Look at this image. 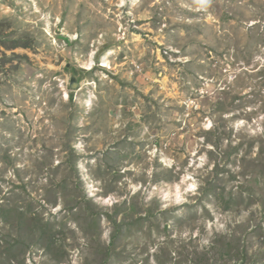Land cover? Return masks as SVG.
<instances>
[{"label": "rangeland", "instance_id": "rangeland-1", "mask_svg": "<svg viewBox=\"0 0 264 264\" xmlns=\"http://www.w3.org/2000/svg\"><path fill=\"white\" fill-rule=\"evenodd\" d=\"M2 64L0 202L32 201L45 221L64 222V264L94 260L47 189L61 182L66 168L53 169L72 150L71 183L92 207L119 211L118 220L161 210L183 218L164 231L158 215L144 234L123 238L108 264H157L154 254L169 243V264H193L196 250L224 264L212 243L238 226L250 229L238 235L264 264L262 177L249 208L224 212L205 200L209 217L198 200L206 184L238 195L250 178L242 158L254 143L247 159H257L264 144V0H0ZM209 130L218 148L205 141ZM185 204H197L196 220L184 218ZM2 227L17 236L19 228ZM111 232L104 219L103 245ZM24 259L55 264L39 247Z\"/></svg>", "mask_w": 264, "mask_h": 264}, {"label": "trees", "instance_id": "trees-1", "mask_svg": "<svg viewBox=\"0 0 264 264\" xmlns=\"http://www.w3.org/2000/svg\"><path fill=\"white\" fill-rule=\"evenodd\" d=\"M17 45H19L18 42L14 44V47ZM0 67H3V64L0 65ZM215 133V131L209 130V132L205 133L204 138L208 144H212L218 148L219 144L212 139ZM254 146V143L250 144L249 149L246 151L241 161V167L246 172L245 176H248V173H250V178L246 180L245 185L242 184L239 186L241 191L238 195H234L233 193L227 195L225 188L219 191L214 185L206 184L200 190L201 195L198 198L199 203L203 205V201L205 200L209 202L213 201L216 207L222 209L224 212L237 208L246 209L255 204L253 192L255 187L252 186V184L259 182L260 177L264 179V144L262 143L260 146V153L257 159H247ZM241 147L242 144L236 148L235 152L239 153ZM210 153H212V151ZM78 158L74 150L67 154L65 160H63L57 168L53 169V172L58 173L61 167H65L64 177L59 185H54V188L50 185L47 189H50L51 192L53 191L56 197L59 195L64 203V210L68 212V218H65L64 221L67 222L69 219H72L83 231L84 238L89 243L88 247L94 250L93 264H108L111 259H114L119 242L123 238L138 233L144 234L146 223H152L153 220L157 221L158 215L166 222V226L163 229L164 231L168 229V222L171 219H175V224L182 223L183 218L174 213L178 210H161L158 215H153L148 212L145 213V216H138L136 218L124 215L122 219L118 220L117 217L121 212L118 211L111 215L92 207L90 200H86L85 197L82 198L79 196V192H77L79 188L78 185L74 186L71 183L73 177L78 176ZM68 191L70 196L66 194ZM1 193L2 191L0 189V194ZM56 203L55 201H51L53 206L56 205ZM197 204L184 205L183 209H186L183 213L184 218L196 220L197 212L195 208ZM261 205L264 206V200ZM202 209L204 215L211 217V213L205 205L202 206ZM54 219H56L55 216H52L51 221ZM104 219L112 225L110 243L108 245H103L101 242V223ZM51 221H45L42 218V214L37 211L32 201H29L27 205H19L18 202L1 203L0 264H24V256L32 247H39L55 264L68 263L70 254L67 249L66 241L70 238L64 237L63 243L58 240L61 230L64 228V222H55L53 224ZM2 225H5V227L19 228L17 236L15 237L12 235L11 231L6 233ZM56 227L59 230L56 229ZM156 227L159 229L160 225ZM236 229V231L232 232V235L226 234L217 236L212 243V251L220 256L219 259L223 260L224 264H230L232 261L235 263L242 261V264H255V260H252V256L248 253V246L242 243V237L238 235L240 234L238 231L243 230L242 227L238 226ZM154 231L152 226H150L147 231L149 238L153 236ZM158 231L161 233V230ZM245 231H250V229L245 228L242 233H245ZM254 232L255 230H252L248 235L250 236L254 234ZM259 232L264 234L262 226L257 231V233ZM158 251L159 253L154 254L157 264H169L172 260L170 243L161 247ZM191 256L193 264H208L210 261L209 252L206 250H196L194 253H191Z\"/></svg>", "mask_w": 264, "mask_h": 264}, {"label": "water", "instance_id": "water-1", "mask_svg": "<svg viewBox=\"0 0 264 264\" xmlns=\"http://www.w3.org/2000/svg\"><path fill=\"white\" fill-rule=\"evenodd\" d=\"M77 88L76 82H72L71 89L75 90Z\"/></svg>", "mask_w": 264, "mask_h": 264}]
</instances>
